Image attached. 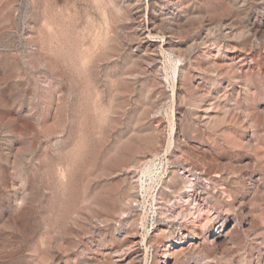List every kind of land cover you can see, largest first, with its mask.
Listing matches in <instances>:
<instances>
[{
  "label": "rangeland",
  "instance_id": "obj_1",
  "mask_svg": "<svg viewBox=\"0 0 264 264\" xmlns=\"http://www.w3.org/2000/svg\"><path fill=\"white\" fill-rule=\"evenodd\" d=\"M126 1L0 0V264H153L180 222L221 223L253 192L241 175L264 174L244 168L241 130L224 124L230 102L248 103L240 85L217 70L211 96H198L196 51L170 53L168 28L137 35ZM187 27L173 38L190 39ZM255 133L264 146V122ZM188 179L211 194L199 206L178 198ZM257 197L249 208L264 216Z\"/></svg>",
  "mask_w": 264,
  "mask_h": 264
},
{
  "label": "bare ground",
  "instance_id": "obj_2",
  "mask_svg": "<svg viewBox=\"0 0 264 264\" xmlns=\"http://www.w3.org/2000/svg\"><path fill=\"white\" fill-rule=\"evenodd\" d=\"M126 6L130 7V13L137 19V35L140 37L153 31L158 34L161 29L168 28L172 34L168 40L170 53H176L180 60L184 53L196 51L195 63L192 66L197 73L192 75L188 71L191 74L188 77L192 89L198 96H211L212 88L207 85L206 80L212 81L217 70L223 72L224 79H229L234 92L238 88L235 83L240 85L239 88L246 95L248 103L241 102V106L237 108L238 106L230 102L224 124L241 130L236 140L237 146L243 150L240 162L244 168L249 169L253 166L264 170V151H262L264 146H259L255 133L256 127L264 122V95L261 94L259 85L264 79V0H226L225 4L224 0L216 1L214 4L208 1L205 5L199 0L195 2L150 0L147 4L150 8L148 19L143 17V0H127ZM188 24L193 31L191 38L186 41L175 40L173 38L175 34L184 32ZM231 43L236 44L235 50L231 49ZM212 49H216L219 53L217 62L209 54ZM247 50L252 53V59L243 63L248 57L241 58V56ZM193 67L189 66V68ZM250 151H254L257 155L249 153ZM248 173L241 175L242 182L244 185L251 182L254 189L251 194H247L248 190L245 186L239 198V208H237L239 212H236L234 203H227L224 209L225 215L217 225H209L210 217L205 222L196 218L191 223L180 222L175 238L161 245V258L156 259L153 264H180L181 255L186 252L185 250L195 253L207 248L208 255L203 258L204 262L194 261L193 264H233L230 261L235 257H237L235 264H264V216L253 214L249 208L252 200L260 202L261 198L257 197L258 192L264 194V189L261 190L264 174ZM218 177L220 175H214V182ZM193 183L188 179L178 198L184 200L187 205H192L193 199L194 205L199 206L205 197L211 194L205 189L194 190ZM216 201L219 202V198H216ZM172 209L171 211L174 212ZM199 209L197 211L203 213L208 211L205 207ZM231 211L239 215L240 219L233 214L230 216ZM201 228L207 229L204 236H201ZM239 230L246 234L244 241H235V233ZM186 239L191 241L185 247L183 244Z\"/></svg>",
  "mask_w": 264,
  "mask_h": 264
}]
</instances>
